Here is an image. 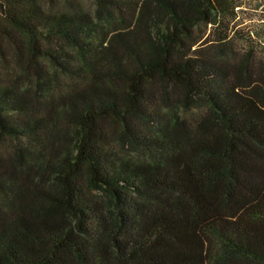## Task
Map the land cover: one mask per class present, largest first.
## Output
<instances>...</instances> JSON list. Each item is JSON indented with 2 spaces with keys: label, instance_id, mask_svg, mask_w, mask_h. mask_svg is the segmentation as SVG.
I'll list each match as a JSON object with an SVG mask.
<instances>
[{
  "label": "trees",
  "instance_id": "obj_1",
  "mask_svg": "<svg viewBox=\"0 0 264 264\" xmlns=\"http://www.w3.org/2000/svg\"><path fill=\"white\" fill-rule=\"evenodd\" d=\"M93 3L0 0L24 36L0 24L22 68L0 134L29 144L0 157V264H264V57L220 29L239 1Z\"/></svg>",
  "mask_w": 264,
  "mask_h": 264
},
{
  "label": "rangeland",
  "instance_id": "obj_2",
  "mask_svg": "<svg viewBox=\"0 0 264 264\" xmlns=\"http://www.w3.org/2000/svg\"><path fill=\"white\" fill-rule=\"evenodd\" d=\"M46 9L60 7L61 0H38ZM78 5L85 9H93V0H75ZM239 1L240 6L236 7L234 13L226 18L224 21L226 26L223 24L220 27L221 30L226 31L230 36L239 39V35H249L251 37L252 45L257 56L264 57V0H235ZM0 24L7 26L11 33L19 40H23L24 36L15 28L11 27L3 18L0 11ZM202 40L208 41L206 44L217 39L216 27L212 25H205L202 23L198 29ZM223 34V32H220ZM241 41V40H239ZM241 43V42H239ZM205 44V45H206ZM17 73H22V68L19 63L15 60V49L0 34V80H9L13 78ZM73 82L62 74H57L54 84L67 92ZM29 81L22 79L20 86H28ZM36 87L30 85V89L34 91ZM55 95H59L58 90L53 89ZM39 95L40 103L44 100L42 94ZM106 129L109 134L110 143L121 148V151L125 152V148L121 145L119 133L121 126L117 121L106 122ZM62 127H71V124L65 119L60 123ZM28 143L22 138L10 137L4 134H0V157L7 160L13 158L19 149H27Z\"/></svg>",
  "mask_w": 264,
  "mask_h": 264
}]
</instances>
